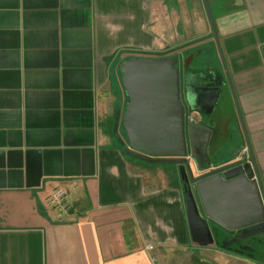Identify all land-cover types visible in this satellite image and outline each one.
I'll use <instances>...</instances> for the list:
<instances>
[{
    "label": "crops",
    "instance_id": "obj_1",
    "mask_svg": "<svg viewBox=\"0 0 264 264\" xmlns=\"http://www.w3.org/2000/svg\"><path fill=\"white\" fill-rule=\"evenodd\" d=\"M206 2L222 59L203 0H0V264H264L205 216L212 243L195 245L179 166L129 157L112 134L120 64L179 58L211 164L247 148L264 189V0ZM204 46L221 66L198 61ZM232 120L240 148L223 158ZM57 189L65 209L48 203Z\"/></svg>",
    "mask_w": 264,
    "mask_h": 264
},
{
    "label": "water",
    "instance_id": "obj_2",
    "mask_svg": "<svg viewBox=\"0 0 264 264\" xmlns=\"http://www.w3.org/2000/svg\"><path fill=\"white\" fill-rule=\"evenodd\" d=\"M203 2L222 59L208 5ZM178 63L175 57H133L120 64L127 103L122 113H115L112 134L129 157L148 164L179 166L180 176L190 185L186 205L195 245L212 243L207 223L202 220L205 216L224 231L234 232L227 244L237 246L236 252L250 251L251 246L264 251V189L254 159L250 154L251 165L243 158L218 167L201 165L210 133L187 122L183 70L180 65L176 67ZM226 78L230 85L227 73ZM120 124L125 139L119 135ZM191 159L199 162V175H194Z\"/></svg>",
    "mask_w": 264,
    "mask_h": 264
},
{
    "label": "rangeland",
    "instance_id": "obj_3",
    "mask_svg": "<svg viewBox=\"0 0 264 264\" xmlns=\"http://www.w3.org/2000/svg\"><path fill=\"white\" fill-rule=\"evenodd\" d=\"M210 47L209 46H204L203 48H202V52H201V55H200V57H199V59H198V61H201L202 59H206V60H208V59H210V61L208 62V64H206L207 65V67H209L210 66V63L212 62V65L211 66H213V68H214V66H221V64H222V61H221V59L220 58H218L219 60H218V62L217 61H213V59H214V55H211V53H212V51L209 49ZM197 61V62H198ZM199 87H202V88H206V92L208 93V92H211V90H210V88H208V86L209 85H201V84H199L198 85ZM214 92H212V94H213ZM235 104V103H234ZM236 107V106H235ZM236 113H237V110H236ZM224 114H226V113H224ZM237 115H238V113H237ZM239 120V119H238ZM229 121V120H228ZM238 123H236V122H234L233 120H232V122H228V125L226 126L227 127V132L229 133V134H231V138L227 141V144H229L230 146H229V148H230V150L228 151V152H226L224 155H222L221 157H226L228 154H232V152H234V151H236V150H238L239 148H240V140H238V136H236V134H238ZM220 157V158H221ZM222 159V158H221ZM216 160H218V158H215V161ZM155 165H157V166H159V164H155Z\"/></svg>",
    "mask_w": 264,
    "mask_h": 264
},
{
    "label": "built area",
    "instance_id": "obj_4",
    "mask_svg": "<svg viewBox=\"0 0 264 264\" xmlns=\"http://www.w3.org/2000/svg\"><path fill=\"white\" fill-rule=\"evenodd\" d=\"M239 158H243L244 163H248L249 165H251V160L249 158L247 148L243 149V151L239 155ZM48 203L54 209H57V210L65 209L67 207L66 192L61 189L55 190L48 198ZM153 248L154 247L152 245H147L146 247L148 251H152ZM150 262L151 264H162L160 259L156 256H152L150 258Z\"/></svg>",
    "mask_w": 264,
    "mask_h": 264
},
{
    "label": "flooded vegetation",
    "instance_id": "obj_5",
    "mask_svg": "<svg viewBox=\"0 0 264 264\" xmlns=\"http://www.w3.org/2000/svg\"><path fill=\"white\" fill-rule=\"evenodd\" d=\"M182 94H183V90H182ZM183 100H184V98H183ZM184 104H185V101H184ZM186 109H187V111H189V109L186 107ZM197 125H200L204 130H206V131H210V134L212 133V131L214 132V129H210L206 124H204L203 122H198V123H196ZM195 124V125H196ZM214 135V134H213ZM213 137V136H212ZM211 138V137H210ZM215 144H214V142L212 143V141L210 142L209 141V143H208V147H207V154H206V157H204L203 158V161H202V163H201V165L202 166H204L205 165V163L208 165L207 167L209 168L210 166H215V167H218V166H221V165H217V164H211V157H210V149L212 148H216L215 146H214ZM237 159H240L239 157H237V156H235L233 159H232V161H234V160H237ZM193 161H194V163H195V169L196 170H198L197 168L200 166L199 165V162L198 161H196V160H194L193 159ZM226 164V163H225ZM192 166V165H191ZM193 168V167H192ZM207 169V168H206Z\"/></svg>",
    "mask_w": 264,
    "mask_h": 264
}]
</instances>
